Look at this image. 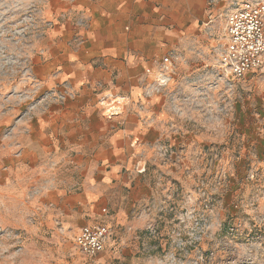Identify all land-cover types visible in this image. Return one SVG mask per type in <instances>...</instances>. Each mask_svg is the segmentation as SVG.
Segmentation results:
<instances>
[{"label": "rangeland", "instance_id": "obj_1", "mask_svg": "<svg viewBox=\"0 0 264 264\" xmlns=\"http://www.w3.org/2000/svg\"><path fill=\"white\" fill-rule=\"evenodd\" d=\"M239 1L206 0L200 23L164 34L150 60L147 96L165 115L143 173L157 209L88 210L76 199L89 185L87 165L74 157L97 152L64 144L45 125L75 91L34 69L65 19L60 1L0 0V264H264V66L236 80L219 62ZM86 224L112 228L95 259L75 245Z\"/></svg>", "mask_w": 264, "mask_h": 264}, {"label": "crops", "instance_id": "obj_2", "mask_svg": "<svg viewBox=\"0 0 264 264\" xmlns=\"http://www.w3.org/2000/svg\"><path fill=\"white\" fill-rule=\"evenodd\" d=\"M59 1L65 19L52 29L53 44L34 69L50 85L75 91L63 109L49 112L50 136L60 134L64 144L97 152L74 157L78 166L86 163L82 175L89 184L76 199L88 210H156L143 173L165 115L147 96V70L162 53L164 34L200 23L206 0ZM112 98H118V111L108 110Z\"/></svg>", "mask_w": 264, "mask_h": 264}, {"label": "built area", "instance_id": "obj_3", "mask_svg": "<svg viewBox=\"0 0 264 264\" xmlns=\"http://www.w3.org/2000/svg\"><path fill=\"white\" fill-rule=\"evenodd\" d=\"M224 32L226 39L219 62L228 77L240 80L264 66V2H236L226 15ZM162 63L161 80L167 83L171 79V58L164 57ZM148 73H152L151 68ZM112 233L107 224H86L79 229L75 245L82 256L95 259L106 252Z\"/></svg>", "mask_w": 264, "mask_h": 264}, {"label": "bare ground", "instance_id": "obj_4", "mask_svg": "<svg viewBox=\"0 0 264 264\" xmlns=\"http://www.w3.org/2000/svg\"><path fill=\"white\" fill-rule=\"evenodd\" d=\"M112 110H117V108L112 107Z\"/></svg>", "mask_w": 264, "mask_h": 264}]
</instances>
